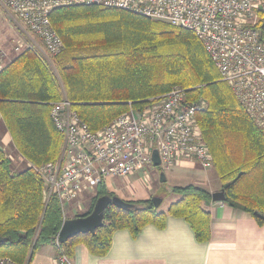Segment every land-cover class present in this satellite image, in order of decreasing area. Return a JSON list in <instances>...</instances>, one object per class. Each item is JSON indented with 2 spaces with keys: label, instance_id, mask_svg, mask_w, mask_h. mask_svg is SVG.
Returning a JSON list of instances; mask_svg holds the SVG:
<instances>
[{
  "label": "trees",
  "instance_id": "trees-1",
  "mask_svg": "<svg viewBox=\"0 0 264 264\" xmlns=\"http://www.w3.org/2000/svg\"><path fill=\"white\" fill-rule=\"evenodd\" d=\"M64 48L50 63L34 49L22 50L0 70V116L20 155L37 166L58 157L61 134L50 118L51 103L65 97L93 131L130 107L179 85L186 100L205 98L196 118L212 155L224 202L264 224V131L246 113L206 52L189 30L166 22L98 5H69L49 14ZM44 183L32 168L14 172L0 148V257L28 264L44 244L56 246L63 218L56 197L43 198ZM179 198L165 211L150 199L129 201L138 208L109 205L93 233L71 236L56 247L71 258L77 244L93 255H105L114 231L133 235L146 224L163 227L167 215L182 217L198 241L210 237V216L202 202L211 194L202 186L170 188ZM114 194L97 185L96 199Z\"/></svg>",
  "mask_w": 264,
  "mask_h": 264
},
{
  "label": "built area",
  "instance_id": "built-area-1",
  "mask_svg": "<svg viewBox=\"0 0 264 264\" xmlns=\"http://www.w3.org/2000/svg\"><path fill=\"white\" fill-rule=\"evenodd\" d=\"M69 5L121 9L192 31L202 41L220 80L264 131V0H0V18L18 20L40 39L45 55L54 57L64 45L49 14ZM20 47L15 45L13 52L20 53ZM11 57L0 48V70ZM186 90L174 86L95 131L65 96L51 103L49 115L62 136L60 155L54 161L31 165L43 180L44 201L56 197L65 218L67 204L108 178L125 179L137 172L148 178L154 167L153 150L159 156L158 169L164 172L179 159L211 167L212 155L196 118L206 110L207 101L188 102ZM0 264L16 263L0 257ZM54 264L73 262L60 251Z\"/></svg>",
  "mask_w": 264,
  "mask_h": 264
},
{
  "label": "crops",
  "instance_id": "crops-1",
  "mask_svg": "<svg viewBox=\"0 0 264 264\" xmlns=\"http://www.w3.org/2000/svg\"><path fill=\"white\" fill-rule=\"evenodd\" d=\"M44 58L48 62L52 61L47 55ZM12 60L8 59L5 65ZM0 130L2 131L0 148L6 157L14 160L13 164V160L12 162L10 160L11 170L18 172L30 167L32 164L16 149L1 116ZM61 146L62 142L58 157ZM159 171L157 168L156 173L159 174ZM164 173L166 182H159L157 188H153L152 179L155 174H151V169L148 171L150 175L148 178H145L142 172H137L125 179L108 178L101 185L125 201L142 200L143 196L152 191L154 192L145 199H150L154 194L165 197L166 189L186 184L202 186L210 194L221 189L213 165L204 168L194 160L179 159ZM168 181L172 186L167 183ZM162 187L164 189L159 192ZM95 188L82 193L70 205L77 208L82 201L85 207L81 211L84 213L95 193ZM202 208L210 216V237L206 241H198L195 238L192 228L185 219L167 215L163 227L146 224L136 235L127 228L114 231L110 248L105 255H93L84 244H77L70 259L73 264H264V224H259L251 214L229 206L224 200L203 201ZM71 214L72 216L66 212V217L62 216L63 221L78 215L77 212ZM56 255L55 245L44 244L33 253L28 264H54Z\"/></svg>",
  "mask_w": 264,
  "mask_h": 264
},
{
  "label": "water",
  "instance_id": "water-1",
  "mask_svg": "<svg viewBox=\"0 0 264 264\" xmlns=\"http://www.w3.org/2000/svg\"><path fill=\"white\" fill-rule=\"evenodd\" d=\"M151 158L153 166L157 167L159 165V156L157 151L153 150L151 152ZM159 181L160 183L166 182V175L162 170L159 171ZM166 190L168 191L169 189ZM224 198L225 196L222 189L211 193V199L213 201H223ZM163 199L164 196L160 194H154L150 197V200L155 208H159ZM110 204L123 210L138 208L135 204L129 201H125L116 195L100 196L96 199L94 206L89 214L68 218L62 222L61 227L57 233V241L59 243H62L76 234L95 232V230L102 225L104 213ZM4 241L5 237L0 236V243Z\"/></svg>",
  "mask_w": 264,
  "mask_h": 264
},
{
  "label": "rangeland",
  "instance_id": "rangeland-1",
  "mask_svg": "<svg viewBox=\"0 0 264 264\" xmlns=\"http://www.w3.org/2000/svg\"><path fill=\"white\" fill-rule=\"evenodd\" d=\"M15 45H21V47H20L21 51L24 49H27V48L34 49L41 56L45 57L43 45H42L40 39L38 37H36L35 35H32L31 33H29L27 31V29L18 20L13 19L10 16L3 15L0 18V48L4 49L9 54H12L11 59H13L19 54V52L18 53L13 52V48L15 47ZM54 57H49V58L52 60ZM49 63H50V66L52 67V69L54 70V72H56V68H55L53 62L51 61ZM175 86H179V85H175ZM203 99H205V98H203ZM205 101H206V99H205ZM1 134H2V131L0 130V135ZM10 160L12 162L13 159L10 158ZM13 163H14V160H13L12 164ZM157 168H158V166L151 169V174H155V175H153V179H152L153 185H154L153 188H157L160 185L159 174L156 173ZM167 183H169L170 186H172L170 181H168ZM163 189H164L163 187L161 189H159V192L162 191ZM153 192L154 191L148 192L145 196H143V199L148 198ZM178 198H179V195L176 192L167 193L165 195L162 203L159 206V210H164L166 207H168V205L175 202ZM84 207H85V204L81 201V203L77 206V208H75L72 204L70 205V203L67 204L66 210H67L68 215H70V216H72L71 213H74V212H77L78 215L79 214L81 215V214H83V212L81 210ZM56 251H57V249H56Z\"/></svg>",
  "mask_w": 264,
  "mask_h": 264
}]
</instances>
